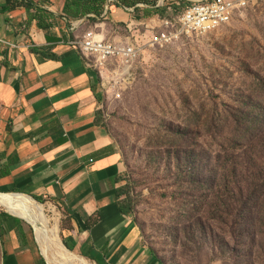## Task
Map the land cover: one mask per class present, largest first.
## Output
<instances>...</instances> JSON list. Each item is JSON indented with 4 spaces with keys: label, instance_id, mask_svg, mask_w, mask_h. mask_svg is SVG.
<instances>
[{
    "label": "rangeland",
    "instance_id": "obj_1",
    "mask_svg": "<svg viewBox=\"0 0 264 264\" xmlns=\"http://www.w3.org/2000/svg\"><path fill=\"white\" fill-rule=\"evenodd\" d=\"M193 1L158 3L165 11L149 18L142 10L111 7L96 21L85 19L78 34L94 29L107 41L146 45L161 31L157 18L175 19ZM110 67L117 74L105 87L100 121L124 165L118 203L137 226L144 249L161 264H264V191L238 216L237 192L231 182L225 190L224 176L240 151L236 143L223 141L226 107L264 92V0H254L227 26L183 36L163 48L145 46L133 65ZM41 204L66 248L69 218L54 204ZM6 213L11 214L0 207V218ZM22 220L35 258L52 264L35 227ZM5 231L0 264L9 252L8 227Z\"/></svg>",
    "mask_w": 264,
    "mask_h": 264
},
{
    "label": "crops",
    "instance_id": "obj_2",
    "mask_svg": "<svg viewBox=\"0 0 264 264\" xmlns=\"http://www.w3.org/2000/svg\"><path fill=\"white\" fill-rule=\"evenodd\" d=\"M11 1L0 0V192L54 204L69 218L65 241L102 264H161L119 210L124 165L100 121L105 93L72 44L85 19H65V0ZM0 224L6 264H35L24 223L4 215Z\"/></svg>",
    "mask_w": 264,
    "mask_h": 264
},
{
    "label": "trees",
    "instance_id": "obj_3",
    "mask_svg": "<svg viewBox=\"0 0 264 264\" xmlns=\"http://www.w3.org/2000/svg\"><path fill=\"white\" fill-rule=\"evenodd\" d=\"M12 2L11 0H8ZM17 1V0H14ZM160 0H65L62 13L67 20L88 19L96 21L104 15L106 9L111 7L125 8L134 12L143 11L144 17L149 18L162 13L165 8L158 7ZM191 5V4H190ZM188 7V6H187ZM40 26L46 23L41 21L39 15L35 16ZM227 120L226 135L223 141L236 143L240 152L235 159L225 167V190L232 183V189L237 192V214L243 216L251 203L257 200L264 191V92L259 96H242L234 101V106H227L224 111ZM213 172L214 168L208 169ZM231 180V181H230ZM118 197V189L116 190ZM40 203L42 198L35 197ZM119 205V203H118ZM122 214H127L126 209L119 205ZM16 222H23L21 218L8 213L3 214ZM0 234L4 235V227L0 224ZM25 235V234H24ZM23 236V234H22ZM27 236H24L26 240ZM64 245L69 251H73L63 238ZM35 252V251H34ZM79 254L96 264H102L94 255L86 252ZM35 264H46L42 257L35 260Z\"/></svg>",
    "mask_w": 264,
    "mask_h": 264
},
{
    "label": "built area",
    "instance_id": "obj_4",
    "mask_svg": "<svg viewBox=\"0 0 264 264\" xmlns=\"http://www.w3.org/2000/svg\"><path fill=\"white\" fill-rule=\"evenodd\" d=\"M166 0L159 2L164 5ZM254 0H196L186 7L175 19L157 18L159 33L148 39L146 45L136 41L111 42L94 29L87 30L72 42L80 55L100 75L103 91L109 84L112 72L110 65L129 67L143 54L145 46L163 48L179 41L183 36L204 35L229 25L240 16ZM133 12V10H127Z\"/></svg>",
    "mask_w": 264,
    "mask_h": 264
},
{
    "label": "bare ground",
    "instance_id": "obj_5",
    "mask_svg": "<svg viewBox=\"0 0 264 264\" xmlns=\"http://www.w3.org/2000/svg\"><path fill=\"white\" fill-rule=\"evenodd\" d=\"M0 207L20 216L35 227L38 242L42 252L48 256L50 252L52 264H90L84 257L66 249L60 241L58 227L50 226L43 204L25 194L0 193Z\"/></svg>",
    "mask_w": 264,
    "mask_h": 264
},
{
    "label": "water",
    "instance_id": "obj_6",
    "mask_svg": "<svg viewBox=\"0 0 264 264\" xmlns=\"http://www.w3.org/2000/svg\"><path fill=\"white\" fill-rule=\"evenodd\" d=\"M13 216H15V217H19V218H21L20 216H17V215H15V214H13L12 212H10ZM23 219V218H22ZM46 262V261H45ZM46 264H47V262H46Z\"/></svg>",
    "mask_w": 264,
    "mask_h": 264
}]
</instances>
